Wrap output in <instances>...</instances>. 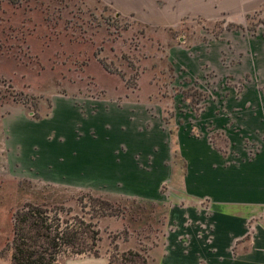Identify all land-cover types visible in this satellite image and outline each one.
<instances>
[{
  "label": "rangeland",
  "instance_id": "374dc122",
  "mask_svg": "<svg viewBox=\"0 0 264 264\" xmlns=\"http://www.w3.org/2000/svg\"><path fill=\"white\" fill-rule=\"evenodd\" d=\"M223 1L0 0V264L11 262L12 215L25 203L71 208L86 221L112 207L116 216L91 220L102 257L56 264H107L112 239L120 252L150 250L179 203L167 185L170 199L157 202L40 181L9 146L3 128L14 114L39 118L58 97L129 101L148 106L172 138L208 136L220 152L248 158L264 149V0L248 10H222Z\"/></svg>",
  "mask_w": 264,
  "mask_h": 264
},
{
  "label": "crops",
  "instance_id": "0c3cea01",
  "mask_svg": "<svg viewBox=\"0 0 264 264\" xmlns=\"http://www.w3.org/2000/svg\"><path fill=\"white\" fill-rule=\"evenodd\" d=\"M261 1L225 0L221 9ZM6 125L12 151L45 183L157 202L170 199L160 191L167 185L179 203L148 264H264V149L248 158L220 152L208 136L172 138L148 106L129 101L80 106L58 97L39 118L14 114Z\"/></svg>",
  "mask_w": 264,
  "mask_h": 264
},
{
  "label": "trees",
  "instance_id": "16d2710c",
  "mask_svg": "<svg viewBox=\"0 0 264 264\" xmlns=\"http://www.w3.org/2000/svg\"><path fill=\"white\" fill-rule=\"evenodd\" d=\"M103 205L105 207L99 206L93 211L95 215L91 220L116 216L109 204ZM91 220L86 221L71 208L25 203L12 215V239L8 245L10 264H56L59 258L67 255L102 257L98 247L100 232ZM110 245L112 251L105 253L107 264H148V249L120 252L115 239Z\"/></svg>",
  "mask_w": 264,
  "mask_h": 264
}]
</instances>
